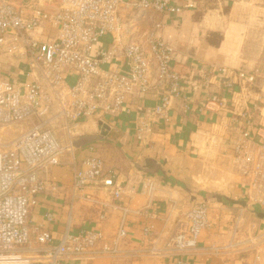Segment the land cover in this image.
<instances>
[{
    "label": "built area",
    "instance_id": "2783aa9c",
    "mask_svg": "<svg viewBox=\"0 0 264 264\" xmlns=\"http://www.w3.org/2000/svg\"><path fill=\"white\" fill-rule=\"evenodd\" d=\"M193 6L189 0L181 5L174 0H0V54H19L28 67V80L17 85L0 72V131L32 117L37 120L10 141H0V258L12 257L0 264H60L120 252L126 237L123 221L109 239L101 231L82 229L66 230L54 240L48 229L30 223V214L40 194L57 190L45 178L54 166L69 165L76 190L100 184L112 197L120 195L121 187L105 172L100 156L75 159L73 137L78 128L102 116L129 113V101L149 90L156 103L135 111L134 136L139 141L146 139L153 123L166 119L175 100L183 110L189 108L181 89L184 77L171 65L174 50L157 35L162 23L156 20L136 35V20H127L124 12L178 13ZM103 38H108L106 47L95 49ZM213 69L221 87L248 88L257 76V69ZM67 70L75 72L72 83L65 78ZM209 78L199 79L207 92L196 108L216 112L228 103L209 90ZM259 108L255 101L232 117L227 142L230 169L242 178L246 203L262 206L264 123L254 125ZM54 124L67 138L65 143L52 129ZM151 188V182H143L144 191ZM185 217L184 226L171 238L179 256L176 264H188L183 254L196 247L199 233L208 226L207 205L192 204ZM51 218L45 214L46 220Z\"/></svg>",
    "mask_w": 264,
    "mask_h": 264
},
{
    "label": "crops",
    "instance_id": "0c3cea01",
    "mask_svg": "<svg viewBox=\"0 0 264 264\" xmlns=\"http://www.w3.org/2000/svg\"><path fill=\"white\" fill-rule=\"evenodd\" d=\"M188 0H174L181 5ZM194 6L181 12L146 13L137 16L126 10L125 18L135 19L136 28L149 30L154 21L162 27L157 35L174 50L171 65L184 80L182 94L189 100V108H180L179 100L167 112L166 119L152 124L146 139L134 136V117L138 107L149 108L156 103L154 91L142 93L129 101V113L118 117L102 116L83 125L86 129L103 127L106 134L96 140L95 146L76 148L75 159L100 156L104 170L121 187L118 197H112L100 184L81 189L71 186L69 165L54 166L45 174L46 183L57 185V190L38 196L36 207L30 214V223L48 229L54 240L66 230L75 233L82 229L98 230L111 238L121 221L126 237L115 256H99L93 260H66L60 264H176L178 253L171 238L185 223V213L197 202L207 205L208 226L199 233L196 247L183 254L188 264H264V218L255 212H264V205L246 206L230 204L223 196L206 192L197 182L204 151L220 156L230 166L227 136L232 117L247 105L258 101L259 111L254 125L264 123V0H189ZM224 6L228 10L224 11ZM132 15V17H130ZM135 15V18L133 16ZM218 32L222 38L218 45L210 42ZM43 38V35H39ZM108 38L95 46L105 48ZM257 69L251 87L239 85L221 87L213 68ZM27 63L19 54H0V72L15 85L28 80ZM207 75L210 91H216L227 100V107L219 111L198 110L196 105L205 98L206 90L200 77ZM73 70L65 72L72 83ZM254 135L255 127L250 128ZM157 166L149 172L146 162ZM205 169H208L206 167ZM210 170V169H209ZM226 181L223 195L245 201L242 178ZM152 183L150 191L142 189L143 182ZM220 194V193H219ZM246 202V201H245ZM51 214V220L45 214ZM104 217L100 218V214ZM149 231L145 235V230Z\"/></svg>",
    "mask_w": 264,
    "mask_h": 264
},
{
    "label": "rangeland",
    "instance_id": "374dc122",
    "mask_svg": "<svg viewBox=\"0 0 264 264\" xmlns=\"http://www.w3.org/2000/svg\"><path fill=\"white\" fill-rule=\"evenodd\" d=\"M132 17V15L130 16ZM133 18H135V15L133 16ZM67 81L69 82L70 79H67ZM35 122H37V120L35 118H30V119H26L23 122H20L18 124L12 125L4 130H1L0 132V141L1 142H8L10 141L13 137L19 135L20 133L26 131L27 129H29ZM90 127L88 129H86L85 127H81L78 128L76 130V135H74L73 137V141L76 140L79 136L81 135H86V134H100L101 131L104 129L103 127H94L93 123L91 122ZM52 129L58 134V139L60 141H62L63 143L66 142V137L62 136V130L60 129V127L58 125L52 126ZM96 141L89 143L88 145H92L95 146ZM76 148L73 149L74 152L76 151ZM216 150H213L212 154H209V152L204 151L203 155L201 156V161L200 163L202 164L201 167V171L200 173L196 176L199 178H203L205 180H207L209 182V184L207 183L206 185L202 184L198 181L197 184L198 187H201L202 189H204L206 192H211L214 191L213 193H220V196H223V198L225 199L226 202L230 203V204H234L232 202H230L227 198L230 199H234L232 198L230 195H223L221 194V192H225L223 191L221 188L223 187V185L226 183V181H236L238 179L237 175L230 169V166L227 168L226 163L220 159V156H218L215 152ZM206 167H208V169H205ZM210 169V170H209ZM236 200V199H234ZM237 205V204H235ZM238 206V205H237ZM36 245V244H33ZM36 248H38V246L36 245ZM7 261H12V257H2L0 258V263H6Z\"/></svg>",
    "mask_w": 264,
    "mask_h": 264
},
{
    "label": "water",
    "instance_id": "95a60500",
    "mask_svg": "<svg viewBox=\"0 0 264 264\" xmlns=\"http://www.w3.org/2000/svg\"><path fill=\"white\" fill-rule=\"evenodd\" d=\"M105 134H106V130L103 129L100 134L81 135L76 140L73 141V145L75 147H77V148H80V147H82L84 145H87V144L92 143V142H94L96 140H99ZM146 165L148 167L147 170L149 172H154L157 169V166L152 164L149 160L146 162ZM213 196L218 198V199L221 198L220 194H218V193L213 194ZM227 199L230 202L234 203V204H238V205H241V206H246V202L243 201V200H234V199H230V198H227ZM255 214H256L257 217L264 218V212H255Z\"/></svg>",
    "mask_w": 264,
    "mask_h": 264
},
{
    "label": "trees",
    "instance_id": "16d2710c",
    "mask_svg": "<svg viewBox=\"0 0 264 264\" xmlns=\"http://www.w3.org/2000/svg\"><path fill=\"white\" fill-rule=\"evenodd\" d=\"M223 10H224V11H227V10H228V6H224ZM211 34L215 35V38L212 39V38L210 37V39H209L210 42H211L212 44H214V45H218L219 42H220V40H221V38H222V35H221L220 33H218V32H212Z\"/></svg>",
    "mask_w": 264,
    "mask_h": 264
}]
</instances>
